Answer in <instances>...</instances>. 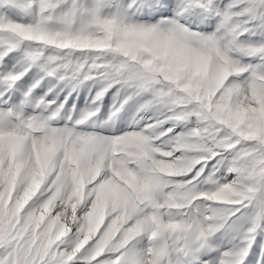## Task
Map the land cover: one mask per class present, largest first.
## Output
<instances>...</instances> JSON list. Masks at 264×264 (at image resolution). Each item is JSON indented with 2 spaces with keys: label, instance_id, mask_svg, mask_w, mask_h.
Listing matches in <instances>:
<instances>
[{
  "label": "snow or ice",
  "instance_id": "snow-or-ice-1",
  "mask_svg": "<svg viewBox=\"0 0 264 264\" xmlns=\"http://www.w3.org/2000/svg\"><path fill=\"white\" fill-rule=\"evenodd\" d=\"M260 232L264 0H0V264H245Z\"/></svg>",
  "mask_w": 264,
  "mask_h": 264
},
{
  "label": "rangeland",
  "instance_id": "rangeland-1",
  "mask_svg": "<svg viewBox=\"0 0 264 264\" xmlns=\"http://www.w3.org/2000/svg\"><path fill=\"white\" fill-rule=\"evenodd\" d=\"M252 39H257V37H252ZM64 93H61V98L63 97ZM89 95L88 93V85H85L79 89V95L73 93L72 96L69 97L68 104L66 107H71L72 103H75L78 108H82L84 106V97ZM105 101L107 103L111 102V97L106 96ZM131 117L129 116L127 119L124 120L123 126H127ZM121 126V122L117 121V127ZM264 246V232H260L256 235L255 241L252 245V248L249 252V256L245 262V264H264V256L261 255V247Z\"/></svg>",
  "mask_w": 264,
  "mask_h": 264
}]
</instances>
